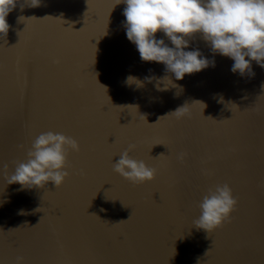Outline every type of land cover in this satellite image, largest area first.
I'll return each instance as SVG.
<instances>
[{
    "label": "water",
    "instance_id": "95a60500",
    "mask_svg": "<svg viewBox=\"0 0 264 264\" xmlns=\"http://www.w3.org/2000/svg\"><path fill=\"white\" fill-rule=\"evenodd\" d=\"M21 3L0 39V262L264 264V68L252 61L255 75L241 77L196 34L185 50L198 49L209 67L176 80L140 59L117 0ZM185 103L190 116H165ZM47 131L80 145L63 185L7 184L3 165L12 174ZM129 144L132 158L157 169L153 181L133 185L113 171ZM224 183L238 204L208 234L193 225L198 204Z\"/></svg>",
    "mask_w": 264,
    "mask_h": 264
},
{
    "label": "clouds",
    "instance_id": "9594fccd",
    "mask_svg": "<svg viewBox=\"0 0 264 264\" xmlns=\"http://www.w3.org/2000/svg\"><path fill=\"white\" fill-rule=\"evenodd\" d=\"M17 3L18 0H0V39L8 35L10 25L7 17ZM121 3L126 5L123 10L126 19L122 23L127 39L136 46L140 59L144 62L162 63L165 72L173 74L176 80H182L186 74L200 72L209 67L210 61L202 57L198 49L185 50L196 34H201L204 41L209 43L213 54L234 61L231 68L233 73H239L241 77H253L255 73L252 70V61L264 68V0H117V4ZM25 4L28 7H39L41 0H25V3L20 4L21 10ZM158 32L163 33L173 46H168L164 39H157ZM55 62L59 63L58 60ZM211 63L214 66V61ZM145 79L150 82L152 78ZM166 80L172 82L167 75L162 82ZM126 83L142 86L141 81L131 76ZM157 88L167 89L166 86L160 89L159 83ZM196 102L206 107L201 101L193 103ZM165 116H173L177 120L188 117L189 105L185 103ZM205 118L213 119L210 116ZM18 147L21 150L25 148L22 144ZM135 149V144H129L114 162L113 171L133 185L153 181L157 169L150 168L143 160L132 158L130 153ZM70 152H80L76 139L53 131L39 134L27 149L26 161L12 162L15 165L12 174H9V165H3L7 184H19L20 190L44 189L49 182L55 188L61 187L70 175L66 170L70 168ZM186 156V152H180L177 159L183 162ZM203 172L205 175L210 174L206 169ZM81 174H84L83 171ZM237 204L238 200L233 196L231 187L227 183L217 184L209 188L199 202L201 214L194 220L193 225L210 234L223 227L225 222H231V213L236 210ZM124 221L126 220L114 224ZM15 264H24V258L17 256Z\"/></svg>",
    "mask_w": 264,
    "mask_h": 264
},
{
    "label": "snow or ice",
    "instance_id": "6c2138e0",
    "mask_svg": "<svg viewBox=\"0 0 264 264\" xmlns=\"http://www.w3.org/2000/svg\"><path fill=\"white\" fill-rule=\"evenodd\" d=\"M0 264H2V262H0Z\"/></svg>",
    "mask_w": 264,
    "mask_h": 264
}]
</instances>
